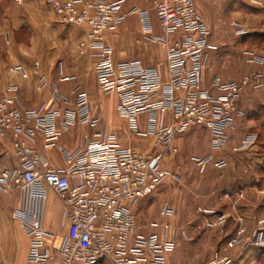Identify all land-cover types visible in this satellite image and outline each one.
I'll return each instance as SVG.
<instances>
[{"label":"built area","instance_id":"2783aa9c","mask_svg":"<svg viewBox=\"0 0 264 264\" xmlns=\"http://www.w3.org/2000/svg\"><path fill=\"white\" fill-rule=\"evenodd\" d=\"M127 1L46 0V4L62 24L88 29L87 39L79 48L82 53L93 52L99 89L104 96L118 97V111L128 121V132L140 138L152 137L156 148L177 153L173 147L177 136L194 127H205L211 133L212 150H222L228 132L235 127L242 95L248 88H263L264 75H246L232 82L216 78L211 90L204 89L202 76L208 56L217 48L209 41L211 32L195 0H152L162 32L157 37H152L149 11L133 8L127 15L122 14ZM132 15L139 16L145 40L165 49L168 80L160 70L146 68L140 61L114 60L105 34L114 32ZM232 27L237 36L247 34L237 23ZM247 62L263 66L264 57L249 53ZM13 71L27 78L22 67ZM16 91L15 87L8 89L9 94ZM73 93L74 108L64 100L67 109L63 111L54 106L61 101L56 90L50 106L33 110L17 107V97H0V140H11L18 159L17 167L0 172V189L15 188L25 195L24 205L13 213V218L21 222L30 239L28 264H166L168 254L181 240L188 239L187 231L166 224L163 235L143 236L133 209L157 192L171 173L162 170L151 155L122 146L117 135L97 131L101 120L92 113L90 97L80 87ZM141 117L147 118L145 130L141 128ZM77 125L94 132L85 137L82 147L64 151L62 170L54 169L29 145L43 134L46 150L62 151V135ZM256 143V136H247L236 152L248 151ZM196 163L202 168L209 163L218 170L226 168V163L215 162L213 155ZM48 190L63 204L68 225L65 234L49 231L43 225ZM203 213L215 218L206 221L208 228L226 224L225 214ZM162 215L170 217L173 211L168 208ZM263 224L259 222L261 226L255 232L259 246L263 245ZM244 233L241 230L226 250L242 245ZM232 263L230 257L216 253L206 264Z\"/></svg>","mask_w":264,"mask_h":264},{"label":"crops","instance_id":"0c3cea01","mask_svg":"<svg viewBox=\"0 0 264 264\" xmlns=\"http://www.w3.org/2000/svg\"><path fill=\"white\" fill-rule=\"evenodd\" d=\"M231 1L195 0L196 9L211 32L209 41L217 48L209 53L202 76V87L207 90L212 89L216 78L232 82L246 75H264V65L247 62L249 53L264 57V50L258 47L262 45L264 36V19L258 29L252 24L239 23L245 26L247 34L237 36L232 27L235 21L230 18ZM31 5L30 9L3 12L0 23V97L8 95V89L15 87L16 93L9 95L18 98L17 107L33 110L50 106L56 90L61 101L55 102L54 106L63 111L67 109L64 100L74 108L73 92L80 87L90 97L93 115L101 120L97 131L117 135L122 146L151 155L162 170L171 173L172 177L157 192L141 200L133 209L143 236L163 235L162 227L166 224L187 231L188 239L181 240L174 252L168 254L166 264H202L217 249L225 256H233L237 248L225 251L236 235V232L230 234L232 226H238L234 231H246L247 236L256 230L258 220L256 213H243L248 207H256L263 192L260 179L264 177V156L260 154L258 144L264 133V87L246 89L235 114V127L228 132L229 139L222 150H212L211 133L205 127H194L177 136L173 144L177 153L156 148L152 137L140 138L128 132V121L118 111V97L101 93L95 71L97 60L92 51L82 53L79 48L87 39L88 29L62 24L46 4ZM133 8L150 12L152 37L162 34L152 10V0H128L122 14L127 15ZM105 36L116 62L140 61L146 68L160 70L164 80H168L166 51L162 46L145 40L138 15L127 16L114 32ZM234 36L237 41L232 39ZM16 67H22L27 78L15 73L13 69ZM140 124L145 130L147 118L141 117ZM93 132V129L80 125L65 132L59 141L62 151L46 150L43 134L29 145L54 169L62 170L65 167L64 151L82 147L85 137ZM250 135L257 136L258 143L248 151L236 152ZM210 155L214 156L215 162L224 161L226 168L218 170L214 163L203 168L197 165V160ZM17 166L18 159L11 140H0V172ZM24 203L25 195L20 190L0 189V252H19L22 254V258L17 259L19 264H28L30 239L21 222L13 218V213ZM168 208L173 215L165 217L162 213ZM204 211L228 215V227L207 228L206 221H214L215 218L205 216ZM64 217L62 202L52 190H48L43 210L45 229L65 234L68 225ZM204 239L206 248H203ZM241 252L234 264H256L254 252Z\"/></svg>","mask_w":264,"mask_h":264},{"label":"rangeland","instance_id":"374dc122","mask_svg":"<svg viewBox=\"0 0 264 264\" xmlns=\"http://www.w3.org/2000/svg\"><path fill=\"white\" fill-rule=\"evenodd\" d=\"M35 3H43V4H46V0H0V23H1V19H2V16H3V12H9V10L13 11V10H18V9H27L29 8L30 9V4L31 7L33 6V4ZM47 5V4H46ZM231 20H234L235 22L234 23H242V24H252V26L254 25L255 29L259 28L262 23H261V20L264 19V14L262 13V11L264 10V0H254V1H250V0H232L231 1ZM253 21V22H251ZM251 22V23H250ZM242 24H239L243 27H245L244 25ZM249 26V25H248ZM251 30V28L249 27V31ZM233 40L237 41L238 38L237 37H233L232 38ZM258 47L260 48V50H264V45H258ZM264 134V133H263ZM264 136V135H263ZM257 138V136H256ZM260 142L258 144V147H259V152L260 154H262V156H264V146L262 145V140L263 138L260 137ZM257 143H258V138H257ZM264 159V158H263ZM263 168H264V162H263ZM264 171V170H263ZM261 189L263 190L262 193H260L259 196L260 197V200L259 202L256 204V207L254 209L252 208H246V213H243L244 215H250V214H254L256 213V219L257 222H256V230L261 226L259 225V222L261 221H264V177H261ZM226 218H227V221H226V224H225V228L228 227L227 225V222H228V218L229 216L226 215ZM54 221V220H53ZM207 227V226H206ZM238 226H232V229H230V234H235L233 232H236V235L234 236L233 239H235L237 236H238V233L240 232H237V231H234L236 230ZM208 228V227H207ZM218 228V227H216ZM214 228V229H216ZM222 228V226L220 227ZM210 229H213V228H210ZM256 230H254L251 235H247L246 236V231L244 233V240L245 242L236 247L237 248V252H235V254L233 256H225L223 255L224 252H221L219 251V249L215 250V252H212V257L207 261V262H204L202 264H206L208 263L212 258L213 256L216 254V253H219L221 257H230L232 260H233V263L235 262V260L237 259V256L242 253L241 251H246V252H254V256L256 257V264H264V236H263V245L259 246L257 245L256 243L258 242L255 237V232ZM262 231L264 232V224L262 226ZM231 240V241H232ZM230 241V242H231ZM204 247L203 248H206V239H204ZM233 250H235V248H233ZM226 251V249H225ZM22 258V254H20L19 252L17 253H14V252H0V263L2 261H7L8 263H12V264H19L17 262V259H20ZM254 260V257L252 259V261Z\"/></svg>","mask_w":264,"mask_h":264},{"label":"trees","instance_id":"16d2710c","mask_svg":"<svg viewBox=\"0 0 264 264\" xmlns=\"http://www.w3.org/2000/svg\"><path fill=\"white\" fill-rule=\"evenodd\" d=\"M262 45H264V36L262 37ZM264 134H262V136H261V138H263V140H262V145L264 146V136H263ZM261 140V139H260Z\"/></svg>","mask_w":264,"mask_h":264}]
</instances>
